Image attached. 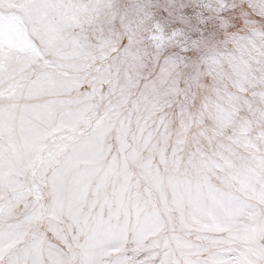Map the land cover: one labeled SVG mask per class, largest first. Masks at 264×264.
I'll use <instances>...</instances> for the list:
<instances>
[{
  "label": "snow or ice",
  "instance_id": "obj_1",
  "mask_svg": "<svg viewBox=\"0 0 264 264\" xmlns=\"http://www.w3.org/2000/svg\"><path fill=\"white\" fill-rule=\"evenodd\" d=\"M0 264H264V0H0Z\"/></svg>",
  "mask_w": 264,
  "mask_h": 264
}]
</instances>
